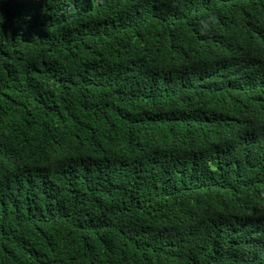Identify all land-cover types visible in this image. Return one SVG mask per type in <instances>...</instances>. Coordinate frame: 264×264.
Wrapping results in <instances>:
<instances>
[{
    "label": "trees",
    "instance_id": "obj_1",
    "mask_svg": "<svg viewBox=\"0 0 264 264\" xmlns=\"http://www.w3.org/2000/svg\"><path fill=\"white\" fill-rule=\"evenodd\" d=\"M0 264H264V0H0Z\"/></svg>",
    "mask_w": 264,
    "mask_h": 264
}]
</instances>
